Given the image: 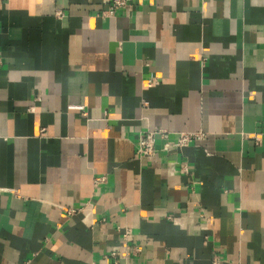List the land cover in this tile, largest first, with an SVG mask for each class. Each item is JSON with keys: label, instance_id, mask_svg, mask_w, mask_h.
Returning <instances> with one entry per match:
<instances>
[{"label": "crops", "instance_id": "1", "mask_svg": "<svg viewBox=\"0 0 264 264\" xmlns=\"http://www.w3.org/2000/svg\"><path fill=\"white\" fill-rule=\"evenodd\" d=\"M107 9L0 0V264H264V0Z\"/></svg>", "mask_w": 264, "mask_h": 264}, {"label": "built area", "instance_id": "2", "mask_svg": "<svg viewBox=\"0 0 264 264\" xmlns=\"http://www.w3.org/2000/svg\"><path fill=\"white\" fill-rule=\"evenodd\" d=\"M132 1L133 0H101L103 4H106L108 6L107 11L104 12L103 15L113 16L115 12H117L118 10H122L128 7ZM155 84H157V82H153L150 79L146 81L147 87L154 86ZM142 106L143 107L147 106V103L143 101ZM76 109L80 111L82 108L77 107ZM170 134L171 133L168 132L167 130H163L159 128H153L151 130H144L139 135V138H138L137 150L135 152L136 156L138 158L153 156L154 151H155L154 149H155L156 139H161L163 141V150L167 152L172 149L184 148L193 142H197L201 140L202 138V135L199 133L182 132V133H179L175 139H171ZM104 180H105L104 177L95 178L94 183L95 184L101 183ZM71 214H73V211L68 210L67 215H71ZM122 237H123V241L126 247H128L127 245L128 240H129L128 233L124 232L122 234ZM135 252L140 253V249H135ZM109 256L116 259L114 252H111ZM113 264H117V260H115Z\"/></svg>", "mask_w": 264, "mask_h": 264}]
</instances>
